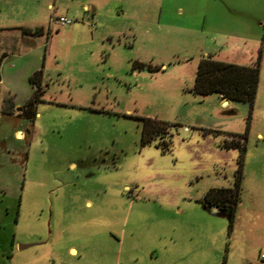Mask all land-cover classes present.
<instances>
[{
    "label": "rangeland",
    "instance_id": "374dc122",
    "mask_svg": "<svg viewBox=\"0 0 264 264\" xmlns=\"http://www.w3.org/2000/svg\"><path fill=\"white\" fill-rule=\"evenodd\" d=\"M0 29V264H264V0H0ZM208 55L259 60L251 108L192 92ZM238 167L229 226L202 199Z\"/></svg>",
    "mask_w": 264,
    "mask_h": 264
},
{
    "label": "trees",
    "instance_id": "16d2710c",
    "mask_svg": "<svg viewBox=\"0 0 264 264\" xmlns=\"http://www.w3.org/2000/svg\"><path fill=\"white\" fill-rule=\"evenodd\" d=\"M36 27L34 32L41 31ZM41 71H35L29 76V82L34 84L32 95L25 101L24 106L32 104L40 92ZM259 80V60L251 65H242L225 62L212 58L210 55L201 58L196 67L192 92L199 95L217 93L221 99L237 100L248 103L252 107ZM163 123L151 118L143 122L142 135L148 141L153 135L158 134L164 127ZM244 148V146L242 147ZM242 173L240 167L235 172L234 182L229 187H213L208 189L202 203L216 206L218 210L228 211L229 226H232L235 211L241 198Z\"/></svg>",
    "mask_w": 264,
    "mask_h": 264
},
{
    "label": "crops",
    "instance_id": "0c3cea01",
    "mask_svg": "<svg viewBox=\"0 0 264 264\" xmlns=\"http://www.w3.org/2000/svg\"><path fill=\"white\" fill-rule=\"evenodd\" d=\"M48 6H50L48 4ZM82 8L83 9H86V10H89L90 6L87 2H83L82 3ZM75 11L71 10V9H68L66 12L60 14V15H64V16H67V17H70L71 14H74ZM71 25V24H70ZM36 27H42V30L41 31H37V32H34V29ZM13 29V28H12ZM34 29H31V28H27V29H24L25 31H22L21 33H19V35L17 36H14V40H13V44L18 46V47H21L20 49H22V52L18 53V55H14L15 57H20V56H28L29 57V60H30V63L27 62L26 66L23 67V73H24V76L27 78L28 82H29V76L35 72V71H38V65L36 63V61L34 62L35 58H36V55L38 54L37 51L38 50H41V43L39 42L38 38L42 35L43 33V26L41 25H37L34 27ZM2 34V30L0 29V35ZM40 43V44H39ZM47 43V41H45V44ZM44 45V44H43ZM45 51V50H44ZM7 53L6 52H2L1 55H0V60L1 59H6L7 58ZM2 77L0 75V82H2ZM10 82H8L7 86L10 87L9 85ZM31 83V82H29ZM30 86H25L23 87V90H22V102H20L21 104L25 102V100L28 99V97L30 96V92H33V86H32V83L29 84ZM227 102H228V99H226ZM224 101V99H223ZM222 101V103H223ZM16 102V104L18 103V100L16 99L14 101V103ZM18 109V108H17ZM20 134V135H19ZM15 135L17 137H22V132L21 131H16L15 132ZM241 203V200L240 202ZM22 245V244H20ZM19 245V246H20ZM70 251L73 252L74 249L73 248H70Z\"/></svg>",
    "mask_w": 264,
    "mask_h": 264
},
{
    "label": "built area",
    "instance_id": "2783aa9c",
    "mask_svg": "<svg viewBox=\"0 0 264 264\" xmlns=\"http://www.w3.org/2000/svg\"><path fill=\"white\" fill-rule=\"evenodd\" d=\"M73 20L67 16L60 15V16H51L50 23L56 24L59 26L70 25ZM260 259H264V251L259 254Z\"/></svg>",
    "mask_w": 264,
    "mask_h": 264
},
{
    "label": "water",
    "instance_id": "95a60500",
    "mask_svg": "<svg viewBox=\"0 0 264 264\" xmlns=\"http://www.w3.org/2000/svg\"><path fill=\"white\" fill-rule=\"evenodd\" d=\"M226 102H227V100L224 99L223 104H226ZM209 207H211V209H212L213 211L218 210V208H217L216 206H209ZM21 246H22V245H20V247H21Z\"/></svg>",
    "mask_w": 264,
    "mask_h": 264
}]
</instances>
